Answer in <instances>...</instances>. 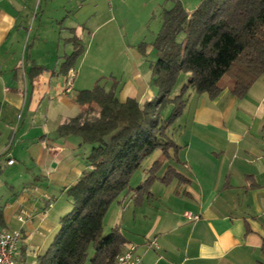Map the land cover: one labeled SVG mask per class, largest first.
Returning <instances> with one entry per match:
<instances>
[{
    "label": "crops",
    "instance_id": "1",
    "mask_svg": "<svg viewBox=\"0 0 264 264\" xmlns=\"http://www.w3.org/2000/svg\"><path fill=\"white\" fill-rule=\"evenodd\" d=\"M143 1L142 6L137 1L135 5L146 16L149 0ZM111 2L113 8L105 12V3ZM132 2L0 0V189L7 184L17 188L9 197L0 194V227L20 229L18 250L24 254L34 232L47 230L46 238L59 226L61 213L56 215L55 227L44 228L38 200L53 187L65 195L85 168L90 150L79 136L56 132L59 124L80 111L74 100L80 89L71 87L65 92L68 77L57 73L59 66L74 48L72 37L83 47L78 66H100L106 56L91 48L93 36L103 29L102 50L113 42V36L124 42L127 32L117 17ZM112 22L115 24L108 26ZM85 33L86 45L82 41ZM262 77L242 98L232 95L228 84L211 101L191 89L188 99L192 101L188 100L177 132L170 135L180 146L178 160L164 158L162 152L154 160L161 162L158 177L172 166L184 178L168 183L155 179L150 194L135 199L133 191H124L110 204L103 229L106 223L110 229L116 226L125 239L123 248L135 244L142 263L264 264ZM147 85L136 74L116 88V95L120 100L133 97L142 103L157 94L152 83ZM6 151L14 160L11 165L5 163ZM152 163L134 182L146 178ZM130 181L129 186L135 187ZM21 210L27 212L24 223L17 220ZM184 211L200 217L187 220ZM13 220L17 227H12ZM153 239L158 248L150 244ZM45 240L40 244L45 246Z\"/></svg>",
    "mask_w": 264,
    "mask_h": 264
},
{
    "label": "trees",
    "instance_id": "2",
    "mask_svg": "<svg viewBox=\"0 0 264 264\" xmlns=\"http://www.w3.org/2000/svg\"><path fill=\"white\" fill-rule=\"evenodd\" d=\"M71 41L74 48L57 72L65 76L83 52L77 38ZM153 47L156 59L150 70L157 88L153 98L142 103L133 97L120 100L115 84L107 90L97 80L75 93L80 111L57 126L59 135L79 136L90 150L85 168L64 191L71 208L59 218L52 241L35 264H115L125 239L116 226L103 234L110 204L124 191H133L135 199L150 194L155 179L168 183L184 178L172 166L158 177L161 162L154 161L146 178L129 186L132 174L155 150L178 160L180 146L170 137L169 127L185 107L187 89L214 99L222 91L220 79L228 75L229 92L242 98L264 74V0H201L191 12L172 0V6L160 12ZM181 72L189 74L187 81L170 98ZM167 103L173 108L162 118L160 111Z\"/></svg>",
    "mask_w": 264,
    "mask_h": 264
},
{
    "label": "rangeland",
    "instance_id": "3",
    "mask_svg": "<svg viewBox=\"0 0 264 264\" xmlns=\"http://www.w3.org/2000/svg\"><path fill=\"white\" fill-rule=\"evenodd\" d=\"M132 5H124L122 10L120 11L119 16L117 17V22L119 25H123L125 28L124 32H127V39L123 42V40L118 36H113V42L108 46H103L102 48H105L104 50L101 49V32L103 29L98 30L95 32V35L93 36L92 40V49L93 51L100 52L103 51L101 54L102 56H106V58L103 62H100V66H92L88 63H85L83 66L79 67L78 62L75 63L74 72L71 76V87H75V89H88L91 88L94 83L98 80L100 84L104 85V87L108 90L115 84V91L116 88L124 81L130 80L134 75L138 74L139 78L145 82V85L152 83V77H151V70L150 65L151 63L156 59V51L153 47V40L155 37V34L157 33L160 25V12L163 8H170L172 6V0H149L148 6L146 10V16L142 15L140 10H137V7L135 4L139 2V5L142 6L144 3L143 0H132ZM183 7L187 9V11H191L195 6L198 5V3L201 0H179ZM78 2H82V0H78ZM142 3V4H140ZM113 4L111 2V5H108L105 3V6L107 9L105 12H109L110 7L113 8ZM103 10V11H104ZM102 14H105L104 12ZM40 16V11L37 14V22ZM145 16V17H144ZM115 23L112 22L108 26H112ZM36 25H34L33 32L35 31ZM108 26L106 28H108ZM105 28V29H106ZM78 32L81 31L78 29ZM117 31L115 30V33ZM86 36V33L82 38ZM86 38L82 39L83 43L86 45ZM119 40V42H118ZM126 43V44H124ZM128 43V44H127ZM128 49V51H127ZM129 51H132V54H129ZM52 63V62H51ZM90 66V67H89ZM189 74L188 73H179L175 82V85L170 93V98H172L174 95H176L179 90L181 89L182 85L186 83L187 78ZM68 77V76H67ZM262 79H264V74ZM232 82L231 78L228 75H224L220 81L219 85H230ZM67 85H69V81L67 80ZM152 86H154L152 84ZM192 92L191 89H187L185 94L183 95L185 99V107L183 109L184 113L185 110L188 108V95ZM196 95H205V94H197ZM206 96V95H205ZM207 100L211 101L213 99H209L206 96ZM192 100H189L191 102ZM173 108L172 103H167L160 111V115L162 118H166ZM182 113L173 121L171 126L169 127V135L172 136L173 132H177L179 119L184 116V113ZM86 146L90 147L89 144H86ZM161 154L160 150H155L152 152L149 156H147L141 163L140 167L133 173L131 178V185H137L140 180L137 182H134L136 178L140 176V174H144L147 171V167L155 160V158L158 157V155ZM138 176V177H137ZM142 179V178H141ZM16 192L17 188L13 187L10 189L8 186L2 187L0 189V194L4 197H9L10 193ZM39 205H41L42 209V215L44 216L43 219V226L44 228H53L56 226V215L58 213H61L59 215L65 214L67 211L71 208L70 200L67 198V196L62 195L59 193V190H57L56 193V187H53L51 191H49V195L45 196L44 198H40ZM60 216V217H61ZM14 226L17 227V224L13 220ZM103 234H107L110 231V226L108 223L104 226ZM19 229V228H13L10 230ZM20 230V229H19ZM47 230L39 229L38 231L34 232V237L32 242L27 243V250L24 254L23 252L17 251L16 257L18 258L19 263L21 264H35L36 259L35 255L36 253L41 254L45 252L47 247L49 246L50 242L52 241V238L54 234L56 233V229L53 228V230L47 235L46 238H43V236L46 234ZM42 239H46L45 241L47 244L41 245ZM24 254V259L21 261L19 259L20 255Z\"/></svg>",
    "mask_w": 264,
    "mask_h": 264
},
{
    "label": "built area",
    "instance_id": "4",
    "mask_svg": "<svg viewBox=\"0 0 264 264\" xmlns=\"http://www.w3.org/2000/svg\"><path fill=\"white\" fill-rule=\"evenodd\" d=\"M73 70L69 72L68 81L65 92L68 93L71 91V76ZM5 163L11 165L14 160L11 158L8 151L4 152ZM3 164L0 160V168ZM27 216L26 210H21L17 216V220L20 223H24L25 217ZM183 216L185 219L194 221L199 219V214H193L190 211H184ZM21 231L19 229L7 230L0 227V264H20L18 258L16 257L17 251L19 249L21 241ZM150 244L158 248L157 242L153 239ZM115 264H144L142 263L141 257L136 253V245L129 244L125 247L116 257Z\"/></svg>",
    "mask_w": 264,
    "mask_h": 264
}]
</instances>
